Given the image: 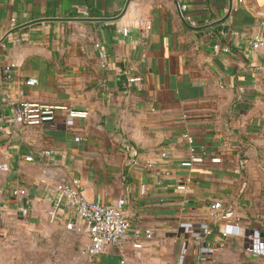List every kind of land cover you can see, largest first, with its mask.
<instances>
[{
	"label": "crops",
	"instance_id": "obj_1",
	"mask_svg": "<svg viewBox=\"0 0 264 264\" xmlns=\"http://www.w3.org/2000/svg\"><path fill=\"white\" fill-rule=\"evenodd\" d=\"M184 1L195 27L172 0H0V264H178L183 222L211 228L183 264H263L245 246L252 231L264 236V47L249 48L264 0ZM31 77L35 85L22 83ZM21 100L88 114L9 126ZM191 156L202 161L183 165ZM71 178L87 201L126 200L121 247L87 258L86 227L48 198ZM215 201L232 210L229 222L211 221ZM203 244L218 247L206 261Z\"/></svg>",
	"mask_w": 264,
	"mask_h": 264
},
{
	"label": "built area",
	"instance_id": "obj_2",
	"mask_svg": "<svg viewBox=\"0 0 264 264\" xmlns=\"http://www.w3.org/2000/svg\"><path fill=\"white\" fill-rule=\"evenodd\" d=\"M180 17L186 21L190 26L195 27L197 23L187 15L188 5L184 0H172ZM227 12V9L225 10ZM138 28L143 35L147 34L151 29V23L147 19H141L138 21ZM123 34L126 35L128 30L124 28ZM93 48L96 51V56L101 68L107 67L106 54L101 48L99 42H93ZM264 47V21L257 25V31L253 35L249 48L251 51H258ZM215 49L221 50L226 53L229 51L227 45H220L216 43ZM16 63H10L2 70L7 80L12 79V71L17 66ZM140 80L139 77H130L128 83H135ZM25 85L33 86L37 83L36 78H28L22 82ZM21 95L22 92L20 91ZM66 110L67 117L70 119H84L86 118L87 111L70 110L64 105L44 104L35 101L21 100L12 107L11 112L6 116V123L9 126H32L40 125L43 122L51 121L55 118L57 111ZM185 137L189 142L192 141L189 135L185 134ZM51 151L45 150L43 155H51ZM160 158L168 156L166 151H162L159 154ZM27 161H31V157L26 158ZM202 158L191 156L189 161L183 162L185 166L191 165L193 162H200ZM211 161H218L217 158L211 159ZM152 162V161H151ZM1 170H6L5 164H0ZM176 189L183 190V180L176 179ZM49 201L52 203L54 209H56L61 203L67 208L73 211L79 225H84L89 236V245L86 248V256L88 259H92L98 254L102 253L107 247H121L128 239L130 221L127 218L124 207L126 200L124 198L117 199L114 203H105L100 200L87 201L84 197L81 189L80 182L77 178H71L70 180L63 181L56 185L52 192L49 194ZM53 209V210H54ZM208 216L211 221L217 225L224 222H229L232 219L233 212L228 207L225 208L220 201L212 203L208 210ZM75 223H67L66 228L68 230L77 229ZM78 225V227H79ZM182 228L184 238L178 264H183L184 255L187 252V246L189 244H199L204 237L211 234V228L207 223L194 224L192 222H183L180 224ZM144 237L150 238L151 231L145 230L143 232ZM141 233H134L133 246L135 248H141L140 242ZM218 247L216 245H200L199 246V260L206 261L210 255L216 252ZM245 250L254 257H260L264 264V236H261L258 231H252L246 235ZM118 264H126L122 259Z\"/></svg>",
	"mask_w": 264,
	"mask_h": 264
}]
</instances>
